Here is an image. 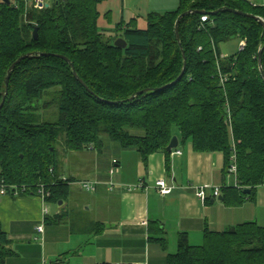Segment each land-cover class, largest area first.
<instances>
[{
	"label": "trees",
	"instance_id": "obj_1",
	"mask_svg": "<svg viewBox=\"0 0 264 264\" xmlns=\"http://www.w3.org/2000/svg\"><path fill=\"white\" fill-rule=\"evenodd\" d=\"M103 1L58 0L36 9L24 0H0V104L8 68L20 56L34 53L12 71L0 110V178L17 186L19 194H38L44 184L47 202L58 204L69 197L74 181L58 172L62 133L68 151H101L103 135H108L125 149L135 148L145 164L152 154L165 152L168 166L167 147L179 135L198 152L223 153L225 176L235 156L236 184L221 187L225 205L255 202L264 185V79L259 65L264 25L237 11L264 19V6L249 0H180L174 11L150 12L145 28L137 27L134 18L122 20L111 33L99 27ZM190 9L206 13L181 18L178 39L176 20ZM118 37L127 41L126 48L115 45ZM234 37L245 41L244 48L223 56L220 44ZM47 53L66 56L87 86L69 61ZM53 104L58 120H43L39 111ZM158 223L149 225L150 240L166 248ZM16 255L0 222V264H12ZM166 264H264V225L246 221L222 231L206 226L200 245H192L182 232Z\"/></svg>",
	"mask_w": 264,
	"mask_h": 264
},
{
	"label": "crops",
	"instance_id": "obj_2",
	"mask_svg": "<svg viewBox=\"0 0 264 264\" xmlns=\"http://www.w3.org/2000/svg\"><path fill=\"white\" fill-rule=\"evenodd\" d=\"M249 1L264 6V0ZM148 2L147 14L162 12L152 6L153 0ZM177 136L179 145L170 153L169 166L165 152L152 154L145 164L135 148L125 149L117 142H104L101 151H71L69 157L65 153L63 159L68 160L67 166L58 172L61 177L74 181L63 205L48 207L46 215L37 194H0V222L17 252L11 263L41 264L45 259L46 264L56 261L61 264H166L167 253L177 250L176 247L172 251L171 245L174 242L177 246L182 232L187 234L192 245H200L206 226L222 231L246 221L256 220L264 225L256 206L251 212L249 202L230 207L219 199L221 195L217 199L210 197L209 201L197 196L199 186L226 183L225 158L221 152H198L191 140L183 142ZM71 156H75L79 165L70 163ZM86 165L89 167L85 168ZM112 167L115 170L110 173ZM159 179H165L173 186L170 194L158 192L156 181ZM81 181L95 185L94 190H88L94 195L83 200L87 214L92 215L91 220H80L89 216H77L76 213L67 220L70 214L72 216V210H65V203L67 205L76 193L79 194ZM140 182L143 187L135 189ZM252 203L264 206V185L258 188L257 199ZM57 215L60 220L55 223ZM151 221L159 222L160 228L164 229L166 248L150 240ZM41 224H44L42 232L38 230Z\"/></svg>",
	"mask_w": 264,
	"mask_h": 264
},
{
	"label": "rangeland",
	"instance_id": "obj_3",
	"mask_svg": "<svg viewBox=\"0 0 264 264\" xmlns=\"http://www.w3.org/2000/svg\"><path fill=\"white\" fill-rule=\"evenodd\" d=\"M180 0H153L152 6L156 9H161L162 12L157 13H165L167 11H174L178 9ZM149 4L148 0H105L99 5V11H100V18H99V27L102 30L113 32L116 25L121 22L124 18L125 22H130L132 20V17H135L136 19V25L139 28H145L147 25V12H146V6ZM155 12V11H154ZM242 44V40L240 38H231L230 40L226 42H222L220 44V51L223 56H234L240 51V46ZM47 101H50L52 97L46 96L45 98ZM42 119L47 121H56L59 118V111L58 106L55 104L50 105L47 109H42L39 111ZM133 132L136 133H142V130L133 129ZM104 142L117 144L116 142L112 141L108 135H103ZM63 133L59 137V142L57 146V158H58V171H61L63 168L65 169L67 166L68 160H64L63 156L65 153H67V156L69 157V152L65 149L63 144ZM71 164L73 166L79 165L76 162L75 156H71ZM89 167V165H86L85 168ZM235 181V177L233 175L228 176L226 183L228 185L233 184ZM82 185V184H81ZM95 186V185H94ZM79 190V194L72 198V200H69L67 205L65 203V210H72V216L67 218L69 220L70 218L75 217V213L77 216L80 215H86L88 212L85 210L86 207L83 205V200L86 196L94 195L93 192L88 191L83 186ZM249 202L247 205L251 207V212L253 213V208L256 206L257 215L260 219V221H264V206H260L259 204L252 203V201ZM48 207L56 208L57 204L55 203H49L47 204ZM89 217L87 218H81L80 220H91V214H87ZM86 215V216H87ZM253 215V214H252ZM251 218V216H249ZM261 217V218H260ZM254 218H252L253 220ZM256 221V220H255ZM174 242L171 245L172 251L176 250V247ZM45 261L43 259L41 261V264ZM11 262V261H10ZM46 262V261H45Z\"/></svg>",
	"mask_w": 264,
	"mask_h": 264
},
{
	"label": "built area",
	"instance_id": "obj_4",
	"mask_svg": "<svg viewBox=\"0 0 264 264\" xmlns=\"http://www.w3.org/2000/svg\"><path fill=\"white\" fill-rule=\"evenodd\" d=\"M24 1L26 4L32 6L36 9H45V8L50 7L54 1H58V0H24ZM206 20H207V15H203L202 21H206ZM244 46H245V41H242V44L240 46V50H242L244 48ZM177 153L181 154V151L177 150ZM114 162H116V160H114ZM114 170H115V168L112 167L110 170V173H113ZM237 170L238 169H237L236 158L233 155L232 163L228 169L227 175L228 176L233 175L235 177V184H236ZM80 183L87 190H94L95 189L94 184L90 181H81ZM141 187H143V182H140L138 185L134 186L135 189H139ZM221 187L222 186H217V185L213 186L210 184H205V185L199 186L197 188L196 193H197V196L199 198H201L203 201H207V199L209 197H212L213 199H217L221 195ZM156 188L161 195L170 194L173 191V186L168 184L165 179L157 180L156 181ZM19 190L20 189L17 186L7 184L4 181V179L0 178V194L11 193L13 195H18ZM37 193H38L37 195L41 198V200L43 202V213L46 215L49 212L48 206L46 205L48 203L47 197H48L49 193L46 191L44 184H41L39 186ZM43 229H44V224H41L40 226H38V230L40 232H42ZM42 264H46V262L43 261Z\"/></svg>",
	"mask_w": 264,
	"mask_h": 264
},
{
	"label": "water",
	"instance_id": "obj_5",
	"mask_svg": "<svg viewBox=\"0 0 264 264\" xmlns=\"http://www.w3.org/2000/svg\"><path fill=\"white\" fill-rule=\"evenodd\" d=\"M4 2L6 3H10V0H3ZM189 13H199V14H205V10H198V9H190L188 11H185L183 13H181L177 20H176V23H175V31H176V35H177V38L180 39L179 37V23H180V20L181 18H183L185 15L189 14ZM238 14H241V15H246V16H249V17H252V18H255L257 19L258 21H260L263 25H264V19L257 16V15H254V14H250V13H244L242 11H237ZM34 37L37 38L38 37V28H35L34 30ZM115 45L118 46V47H121V48H126L127 46V41L123 38V37H118L116 40H115ZM263 48L260 49L259 51V65H260V72H261V75L264 79V69H263V66H262V54H263ZM34 53H26L22 56H20L19 58H17L11 65L10 67L8 68V71H7V76H6V79H5V83H6V89H5V93H4V98H3V101L2 103L0 104V110L1 108L3 107L4 103H5V98H6V95L8 93V84H9V80H10V77H11V74H12V71L15 69V67L24 59L28 58V57H31L33 56ZM46 55H55V56H58V57H61V58H64L65 60L69 61L70 60L64 56V55H61V54H50V53H47ZM184 55V58H185V54ZM71 66L73 68V72H74V75L76 76V78L84 85V86H87L83 81L82 79L78 76L76 70H75V67L73 65V63H71ZM185 68H186V61H185V64H184V68L182 70V73L180 74V76L178 77L177 81L184 75V72H185ZM149 89H145V90H142L140 91L139 93H142L144 91H147ZM136 95L132 96L130 99L134 98ZM179 145V139H178V136L177 135H174L171 139V142L169 143L168 147H167V151L168 152H172L173 149L177 148ZM250 192V189H245L244 190V193H249ZM220 200H223V197L220 196L219 197ZM64 203V201L60 200L58 202V205L59 206H62Z\"/></svg>",
	"mask_w": 264,
	"mask_h": 264
}]
</instances>
